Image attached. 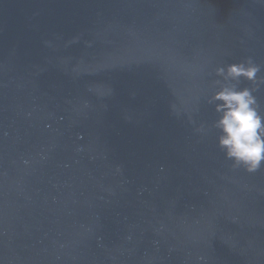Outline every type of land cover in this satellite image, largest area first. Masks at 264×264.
Masks as SVG:
<instances>
[{
	"label": "water",
	"instance_id": "water-1",
	"mask_svg": "<svg viewBox=\"0 0 264 264\" xmlns=\"http://www.w3.org/2000/svg\"><path fill=\"white\" fill-rule=\"evenodd\" d=\"M248 57L264 0H0V264H264L207 103Z\"/></svg>",
	"mask_w": 264,
	"mask_h": 264
},
{
	"label": "clouds",
	"instance_id": "clouds-1",
	"mask_svg": "<svg viewBox=\"0 0 264 264\" xmlns=\"http://www.w3.org/2000/svg\"><path fill=\"white\" fill-rule=\"evenodd\" d=\"M259 71L251 57L219 65L213 81L215 90L207 97L217 114L213 127L218 130V146L235 167L249 173L264 166V109L254 95L264 84V78L257 77ZM242 79L252 81L255 87H240Z\"/></svg>",
	"mask_w": 264,
	"mask_h": 264
}]
</instances>
